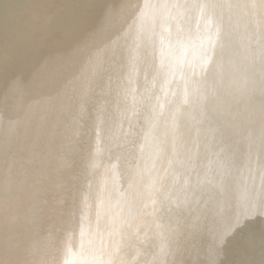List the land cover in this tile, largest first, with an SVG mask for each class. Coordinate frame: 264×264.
Masks as SVG:
<instances>
[{
	"label": "water",
	"instance_id": "95a60500",
	"mask_svg": "<svg viewBox=\"0 0 264 264\" xmlns=\"http://www.w3.org/2000/svg\"><path fill=\"white\" fill-rule=\"evenodd\" d=\"M47 1L0 0V116H3L4 128L0 136V264H22L23 261L44 264L41 257L48 249L50 230L63 232L62 237L77 234L80 223L93 217L87 211H95L96 204L105 202V197L110 200L109 210L118 209L121 213L122 227L111 229L109 238L113 242L122 241L124 253L134 254L144 240H151V258L144 264H175L177 259L163 252L168 234L157 227L151 230L150 225L155 226L160 220L147 210L151 199L156 205L157 200L171 193L157 188L156 184L149 186L143 179L148 174V160L156 151L158 141L154 140L159 139L152 129L148 131L151 123L144 120H156L159 116L163 120L168 111L166 107L155 110V104L152 108V99L161 88L172 94L179 92L178 79L171 76L169 67L163 70L168 44L158 31L160 25L173 29L169 12L172 3L170 0H94V19L104 16L112 23L110 28L105 26L101 38L104 49L88 51H94L90 58L98 68L80 87L73 72L69 81L68 77L64 78L59 94L65 98L60 112L65 110L64 115H53L49 106L39 109L41 114H31L36 95L49 88L46 87L49 81L44 79H50L54 87L61 75L37 59L47 44L45 40L35 42V33L26 31L40 16L51 13L48 15L51 19L55 10H64L61 4L49 7L54 1L50 0L49 4ZM68 3L79 4L77 0H68ZM263 6L264 0H260L259 8ZM89 10L88 4L86 12L91 16ZM111 11L114 13L110 16ZM257 19L256 25L251 18L245 22L240 33L241 41L245 45L249 43L250 49H237L230 56L222 57L207 81L204 79L199 84L204 92L211 93V105L242 89L243 84L246 88H257L258 102L264 97V87L259 86L264 82V49L256 47V43L264 42V19ZM82 34L83 39L76 43L79 49H88L90 37L87 31L82 30ZM132 39L147 50L140 52L132 48L125 49V54L120 52ZM114 64L122 66L121 70L110 68ZM128 64L132 66L125 67ZM39 70L41 79L33 76ZM134 70L138 71L131 72ZM101 99L107 101L106 105ZM96 103L119 123L116 134L109 133L116 136V141L102 133V129L94 131V125L86 121L85 111L95 109ZM242 104L241 98L232 99L222 110L223 116L228 118ZM59 106L62 108L61 103ZM253 109L255 118L258 117L253 123L246 122L239 133L240 139L248 140L252 148L245 152L247 141L241 140L234 152L225 154L223 168L205 178L207 198L228 174L234 184L233 191L241 184L236 193V208L241 212L243 224L237 234V264H264V105ZM29 113L32 116L27 118ZM54 117L57 120L52 123ZM91 134L103 139L90 140ZM216 201L219 206L224 205V201ZM13 212L17 219L6 221V215ZM137 222L143 233L136 232ZM174 224L180 232L186 229L183 218ZM138 234L149 237L132 239ZM50 243L57 246L55 241ZM74 258L66 252L61 257L53 256L50 264L82 263Z\"/></svg>",
	"mask_w": 264,
	"mask_h": 264
},
{
	"label": "bare ground",
	"instance_id": "6f19581e",
	"mask_svg": "<svg viewBox=\"0 0 264 264\" xmlns=\"http://www.w3.org/2000/svg\"><path fill=\"white\" fill-rule=\"evenodd\" d=\"M53 1L54 4L51 2L49 7L61 4L64 10H55V16L51 19L48 17L51 13L40 16L39 20L30 23L26 31L30 34L35 33V42L45 40L48 45L46 44L37 59L43 64L46 63L51 71L61 72V75L54 87H51L50 79H44L49 81L46 86L49 88L36 95L33 101L34 112L31 114H41L40 110H45L49 106L54 112L53 115L62 113L64 115L65 110L60 112L63 110L62 103L65 98L59 96L60 86L65 84L64 78L68 77L69 81L73 72L77 77L76 81H79L77 87H80L84 85L83 82L88 81L89 76L94 75L93 70L98 68L95 60L90 58L94 51L89 52L90 54L88 51L94 48L104 49V46L103 48L101 46L105 26L109 28L112 26L104 16L94 19L96 16L94 0H77L79 4L75 6L69 4L68 0ZM170 2L172 3L169 9L170 21L171 24L174 23L173 29L160 25L158 31L165 44H168L163 70L169 67L171 76L176 81L178 79L179 92L172 94L161 88L159 94L152 99V108L155 104V110L161 108L162 111V107H166L168 111L163 120L159 114L156 120L148 118L144 120L145 123H151L148 131L152 129V132L156 133L159 139L154 141L160 142V145L157 142L156 151L151 154L146 165L148 174L144 175L143 179L147 185L156 184L157 188L160 187L171 194L157 200L156 205L153 199L149 201L150 207L147 210L154 212L156 218L160 220L155 226L150 225L151 230L157 227L161 232L168 234L164 238L166 247L162 249L166 255L177 259L175 264H237L239 259L237 234L243 224L241 212L236 208L238 195L236 193L241 184L233 191L234 184L231 175L228 174L207 198L204 196L205 178L211 172L223 168L221 164L224 162L225 154L234 152L237 145H241V140L247 141L245 152L252 148L248 140L240 139L239 133L246 122L253 123L256 120L258 116L255 118L253 108L257 106V109H261L264 97L258 102L257 88L252 86L246 88L243 84L242 89L225 96L218 104L211 105V93H208V90L204 92L199 84L204 79L207 81L214 67L223 60L222 57L230 56V53L237 49H250L249 43L245 45V41L240 39L242 25L250 18L254 22L253 25L259 22L258 17L264 19V6L259 8L260 0H170ZM88 4L91 16L86 12ZM109 13L111 16L114 11ZM82 30L88 32L91 40L88 49H79L76 43L83 39ZM135 39H132L129 45L124 44V49H120V52L124 51L125 54L132 48L140 49V52L146 51L147 48H140ZM256 47L264 49V42L256 43ZM116 49H119V46ZM119 58L124 60L122 55ZM260 59L262 60V55ZM131 66L128 64L125 67ZM111 67L118 71L122 68L117 64ZM136 71L138 70L131 72ZM33 76L41 79L42 71H36ZM259 86L264 87V82ZM116 94L118 97L122 96V93ZM235 98H241L243 104L228 118L224 117L222 110ZM101 102L106 105L107 101L101 99ZM60 103L62 108L59 106ZM94 106L95 109L85 111L86 121L94 125V131L102 129L101 132L108 135L112 141L117 139L114 134L110 135L116 134L115 128L119 124L115 122L116 118L109 117V111L103 112L97 103ZM152 113L155 114L157 111ZM31 114L26 117L32 116ZM65 114L72 117L68 112ZM2 119L3 116H0V136L4 129ZM56 120L54 117L52 123ZM229 127H233V131L228 130ZM88 131L92 133L91 130ZM98 138L102 137L95 134L89 136V139L94 141ZM150 144L153 146L154 142L151 140ZM163 149L167 151H161ZM107 198L103 199L105 202L102 204H96L95 211H87L93 217L82 221L79 226L81 230L70 235V238L62 237L63 232L50 230L47 237L48 249L43 251L45 254L41 257L44 264H50L53 256L61 257L66 252H69L72 258L75 257L78 263L82 262L80 264H144L145 261H149L151 240H144L138 245V251L128 254L121 248L122 241L113 242L109 238V233L113 232H110L111 229L122 227V218L118 209L109 210L110 200ZM216 200L224 201L222 209ZM16 212L6 215V221L17 219ZM181 218L186 224V229L181 230L183 232L174 224ZM139 224L137 222L134 228L136 232L143 233ZM148 237L147 234L145 237L138 234L132 236V239L142 240ZM54 241L57 242L56 247L50 243ZM255 242L254 240L252 245H255ZM27 253L31 257L30 249ZM22 264L34 263L23 261Z\"/></svg>",
	"mask_w": 264,
	"mask_h": 264
}]
</instances>
